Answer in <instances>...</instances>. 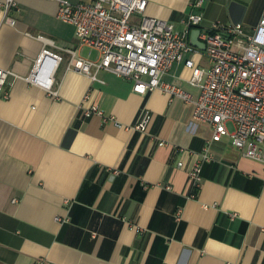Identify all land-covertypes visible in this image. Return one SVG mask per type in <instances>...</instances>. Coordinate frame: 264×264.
Here are the masks:
<instances>
[{
  "label": "crops",
  "instance_id": "1",
  "mask_svg": "<svg viewBox=\"0 0 264 264\" xmlns=\"http://www.w3.org/2000/svg\"><path fill=\"white\" fill-rule=\"evenodd\" d=\"M147 1L145 15L179 33L189 14L203 13L201 30L240 22L251 34L264 14V0ZM18 8L9 13L15 27L0 8V68L14 73L0 97V264H264L263 163L228 137L212 141L214 161L192 197L189 171L212 138L193 105L160 90L135 93L132 80L109 71L93 81L69 70L60 48L92 61L100 52L58 19L57 2ZM45 48L63 56L52 91L29 80ZM191 57L210 66L204 53H188L163 80L197 95ZM95 106L103 115L83 116ZM144 108L152 119L143 134L133 127Z\"/></svg>",
  "mask_w": 264,
  "mask_h": 264
},
{
  "label": "built area",
  "instance_id": "2",
  "mask_svg": "<svg viewBox=\"0 0 264 264\" xmlns=\"http://www.w3.org/2000/svg\"><path fill=\"white\" fill-rule=\"evenodd\" d=\"M51 1L58 3V19L74 27L80 44L100 52V58L92 61L79 57L74 49L60 48L70 55L69 70L93 81L98 80L103 70L112 72L132 80L133 91L140 95L160 90L172 99L193 105V119L210 126L212 138L189 171L191 193L201 187L203 165L214 161L212 141L228 137L233 147L264 165V14L251 34L245 32L240 22L227 25L217 22L201 30L199 40L206 45L202 50L193 46L187 36L191 29L200 26L203 13L189 14L185 20L187 30L179 33L168 21L145 15L147 0H92L78 4L69 0ZM201 5L202 1L196 3V7ZM0 8L7 15L6 21L15 27L17 21L9 13L19 10L18 0H5ZM135 15L141 16L139 22H134ZM36 38L59 48L51 39ZM188 53H204L210 63L208 68H202L192 57L185 61L192 70L189 83L198 88L197 95L177 80H163ZM62 61V55L45 48L29 80L52 91L53 74ZM11 75H14L12 71L0 68V97L8 95L5 87ZM82 113L84 117L93 113L103 115L96 106ZM151 119L152 113L144 108L133 129L147 133ZM111 120L115 121L113 117ZM228 123L233 125V130L228 128ZM183 166L180 162L179 167Z\"/></svg>",
  "mask_w": 264,
  "mask_h": 264
},
{
  "label": "water",
  "instance_id": "3",
  "mask_svg": "<svg viewBox=\"0 0 264 264\" xmlns=\"http://www.w3.org/2000/svg\"><path fill=\"white\" fill-rule=\"evenodd\" d=\"M200 33H201V29L197 28L194 32V36L191 40V44L197 48L204 50V49H206V45H205V43H203L199 40Z\"/></svg>",
  "mask_w": 264,
  "mask_h": 264
},
{
  "label": "trees",
  "instance_id": "4",
  "mask_svg": "<svg viewBox=\"0 0 264 264\" xmlns=\"http://www.w3.org/2000/svg\"><path fill=\"white\" fill-rule=\"evenodd\" d=\"M197 193H198V191H195V192H192L191 195L195 194L194 197H197Z\"/></svg>",
  "mask_w": 264,
  "mask_h": 264
},
{
  "label": "rangeland",
  "instance_id": "5",
  "mask_svg": "<svg viewBox=\"0 0 264 264\" xmlns=\"http://www.w3.org/2000/svg\"><path fill=\"white\" fill-rule=\"evenodd\" d=\"M232 126H230V128H231Z\"/></svg>",
  "mask_w": 264,
  "mask_h": 264
},
{
  "label": "bare ground",
  "instance_id": "6",
  "mask_svg": "<svg viewBox=\"0 0 264 264\" xmlns=\"http://www.w3.org/2000/svg\"><path fill=\"white\" fill-rule=\"evenodd\" d=\"M48 71V70H47Z\"/></svg>",
  "mask_w": 264,
  "mask_h": 264
}]
</instances>
